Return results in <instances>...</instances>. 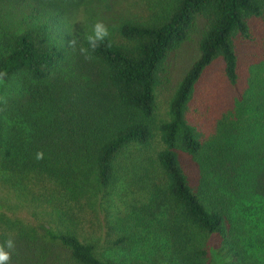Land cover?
<instances>
[{
	"label": "trees",
	"instance_id": "16d2710c",
	"mask_svg": "<svg viewBox=\"0 0 264 264\" xmlns=\"http://www.w3.org/2000/svg\"><path fill=\"white\" fill-rule=\"evenodd\" d=\"M261 19L264 0H0L9 264H264V75L240 82L236 50Z\"/></svg>",
	"mask_w": 264,
	"mask_h": 264
},
{
	"label": "rangeland",
	"instance_id": "374dc122",
	"mask_svg": "<svg viewBox=\"0 0 264 264\" xmlns=\"http://www.w3.org/2000/svg\"><path fill=\"white\" fill-rule=\"evenodd\" d=\"M74 14L72 13V18ZM252 39L251 40H238L236 41V50L238 56L239 71L241 74V81L251 77H259L264 75V20L255 21L252 24ZM195 33L192 35L191 41L180 48L175 54H171L168 58V64L170 65V72L168 73V82L160 92H158V100L161 104V109L165 107V100L169 94V90L173 87L175 82L180 77L182 70L186 68L189 63L192 62L193 58L197 56ZM220 62L214 63L207 72V80L219 84L217 90L221 89L222 79L218 76L220 71ZM207 82V83H208ZM208 83V84H209ZM214 84V83H211ZM206 85V84H205ZM208 88V85L206 86ZM169 88V89H168ZM223 88H226L223 87ZM227 89V88H226ZM216 92V91H215ZM212 92V95L215 94ZM225 92L232 93L231 90H225ZM210 94V90L208 91Z\"/></svg>",
	"mask_w": 264,
	"mask_h": 264
},
{
	"label": "clouds",
	"instance_id": "9594fccd",
	"mask_svg": "<svg viewBox=\"0 0 264 264\" xmlns=\"http://www.w3.org/2000/svg\"><path fill=\"white\" fill-rule=\"evenodd\" d=\"M110 33L107 25L103 21H97L92 27L91 34L85 37V44L79 48L80 54L85 60L92 59V52H94L108 37ZM78 37H74L68 41L70 47L75 48ZM5 73H0L2 78ZM43 152H37L36 159H43ZM16 249V243L12 236H7L3 241H0V264H9L13 253Z\"/></svg>",
	"mask_w": 264,
	"mask_h": 264
}]
</instances>
